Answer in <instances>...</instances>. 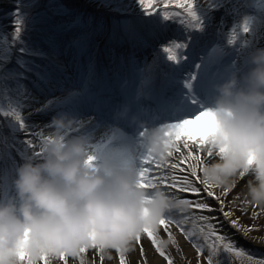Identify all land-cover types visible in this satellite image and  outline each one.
Instances as JSON below:
<instances>
[{
  "label": "snow or ice",
  "instance_id": "snow-or-ice-1",
  "mask_svg": "<svg viewBox=\"0 0 264 264\" xmlns=\"http://www.w3.org/2000/svg\"><path fill=\"white\" fill-rule=\"evenodd\" d=\"M14 4L6 13L11 34L0 25V101H8L7 107L0 102V118H8L0 124V143L22 145L28 158H39L52 134V118L73 115L75 129L66 132L82 136L91 149L86 164L95 167L97 153L118 140L125 163L136 168V185L146 192V202L161 191L180 213L167 211L154 226L145 224L111 245L89 233L86 241L41 248L35 261L18 245L19 264H86V257L103 264L106 249L115 251L117 264H177L169 245L183 253L173 228L191 242L196 264L205 251L204 264H223L228 254H248L254 264H264L241 243L254 226L244 225L227 207L235 181L210 174L206 163L226 150L210 143L217 123L208 100L219 80L244 66L249 49L264 46V0H163L164 10L158 9L159 0H99L91 12L79 0ZM169 5L182 11H169ZM173 24L180 35H167ZM193 57L195 70L185 69ZM56 91L61 95L54 96ZM33 115L47 118L28 121ZM90 124L107 132L93 142ZM153 129L161 132V151L146 147ZM254 159L248 154L245 163ZM245 174L241 169L233 177Z\"/></svg>",
  "mask_w": 264,
  "mask_h": 264
},
{
  "label": "clouds",
  "instance_id": "clouds-1",
  "mask_svg": "<svg viewBox=\"0 0 264 264\" xmlns=\"http://www.w3.org/2000/svg\"><path fill=\"white\" fill-rule=\"evenodd\" d=\"M215 110L217 130L213 145L226 150L208 164L225 183L243 169L250 172L247 195L264 205V46L248 50L242 68L231 70L214 86L208 100ZM53 132L42 145L39 158H28L17 168L14 181L17 205L0 202V264H19L15 249L24 247L35 261L41 248L54 249L69 241H86L94 233L105 244L152 224L177 207L168 194L156 191L147 203L146 192L137 187V171L126 164L124 145L113 140L95 167L85 163L91 150L82 136L66 132L70 116L52 118ZM161 132L153 129L146 147L161 151ZM248 154L254 156L246 164ZM147 208V212L145 209ZM27 229V239H23Z\"/></svg>",
  "mask_w": 264,
  "mask_h": 264
},
{
  "label": "rangeland",
  "instance_id": "rangeland-1",
  "mask_svg": "<svg viewBox=\"0 0 264 264\" xmlns=\"http://www.w3.org/2000/svg\"><path fill=\"white\" fill-rule=\"evenodd\" d=\"M82 1V0H80ZM38 2L40 4L43 3V0H38ZM86 4H88V6H84L83 5V9L87 10L89 12L94 10V7L90 6V5H94L95 3L92 1L89 2H85ZM1 5V3H0ZM159 5V4H158ZM15 4H14V0H11L10 2L1 5L0 9L5 11V14L2 15L3 18L0 19V25L5 26V32L10 35L11 31H12V25H11V21L9 19L6 18V13H10L11 10L14 8ZM159 10H164L165 6H158ZM167 10L172 11V12H178V11H182L180 9H176L174 7H172L171 5L167 6ZM3 35L4 33L0 32V45H2L3 43ZM167 35L172 36V35H180L179 31H178V25L174 24L173 26L170 27ZM57 93L54 92L52 93L53 95ZM40 97L44 98V94H40ZM4 104L5 107H7L8 105V101L7 100H3L0 101ZM47 117H38L36 115H33V119H31L30 117L27 118L29 121H37V120H42V119H46ZM8 118H0V124H6ZM4 131H7V127L5 126ZM53 132V130H52ZM92 134V133H91ZM2 144V143H1ZM18 149V152L20 153V155L22 154V156H27V154L23 151H20V149L22 148V145H17L16 146ZM13 154L16 155V152H12ZM28 157V156H27ZM218 189V188H217ZM217 189H215L217 191ZM222 191V189H221ZM241 201H245L244 198L241 197V194L239 192H233L231 191L228 196H227V207L229 209H232L233 212L235 213L236 216H239L241 218V222L248 226V225H253V229L251 231V235L249 237V239L244 240L241 239V242L249 248V246H251L252 248H260L264 250V205L261 204H257L254 202H250L247 201L246 204H242ZM241 209H246L245 212H242ZM253 214L255 216V218L253 219ZM255 241V242H254ZM191 248L187 251H182L183 255L181 253H177V255H175L176 257V262L177 264H196V260L198 259V257L196 256L195 253V249L192 246L191 242L188 241L187 242ZM250 254V253H249ZM207 255V251L201 253V256L199 257V259L201 260V264H204L203 262V256ZM233 257L235 258V260H237V262H240L241 264H254L253 260H249L248 258V254L246 255H241V256H237V255H233ZM256 259H262L263 257L259 258V256H255ZM223 260V262L225 261L224 257L221 258ZM226 264H231V263H226Z\"/></svg>",
  "mask_w": 264,
  "mask_h": 264
},
{
  "label": "bare ground",
  "instance_id": "bare-ground-1",
  "mask_svg": "<svg viewBox=\"0 0 264 264\" xmlns=\"http://www.w3.org/2000/svg\"><path fill=\"white\" fill-rule=\"evenodd\" d=\"M10 1L11 0H0V3H1V5H3V4H6ZM39 98H40V100H43L42 97H39ZM23 111L25 113H27L28 109L25 108ZM65 116H70L73 119V124L70 128H72L74 130L75 129L74 121L77 119V117H75L73 115H65ZM39 117H43V116H39ZM83 118H86V114ZM37 121H39V120H37ZM52 130H54V129H52ZM106 132H107L106 127H104L103 125L97 126L96 129L91 132L93 142L95 140H99L101 138V136L104 135ZM216 159H218V155L213 154L211 157H208L206 159V163L210 164ZM250 177H251L250 172H246V174L244 175L243 178H240L239 176H236V177L231 176L228 178V183H231L234 180L235 181V187H236L235 190L237 192H240V194L243 198L250 199L247 195V189H246V182L250 179ZM168 211L171 212L173 215H176L177 217H179V215H180L178 209H170ZM173 232L177 236V240H178L179 244L181 245V249H184V251L189 250L191 248V246L187 243V240L183 237V235L181 233H179V231L176 230L175 228H173ZM165 239H167L166 236H165ZM144 244L146 247H148V241L147 240H144ZM169 247H170V250L172 252L175 250V246L169 245ZM103 255H104L103 264H117L116 254H115L114 250L106 249L104 251ZM132 255L134 257L135 253H132ZM50 264H59V262L55 261V260H51ZM69 264H75V261H70ZM86 264H92V260L90 257H86ZM96 264H99V261H96Z\"/></svg>",
  "mask_w": 264,
  "mask_h": 264
}]
</instances>
